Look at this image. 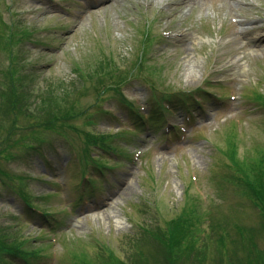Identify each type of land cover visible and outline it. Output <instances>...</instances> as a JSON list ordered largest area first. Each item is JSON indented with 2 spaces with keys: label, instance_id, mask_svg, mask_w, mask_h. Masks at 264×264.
<instances>
[{
  "label": "rangeland",
  "instance_id": "obj_1",
  "mask_svg": "<svg viewBox=\"0 0 264 264\" xmlns=\"http://www.w3.org/2000/svg\"><path fill=\"white\" fill-rule=\"evenodd\" d=\"M141 53L120 96L93 74ZM49 87L71 91V114L44 130ZM196 92L199 110L134 137L136 116ZM0 123V233L14 247L0 264H264L249 188L264 176V0H0ZM116 133L115 152L88 146ZM179 220L190 244L171 259L141 235Z\"/></svg>",
  "mask_w": 264,
  "mask_h": 264
},
{
  "label": "trees",
  "instance_id": "obj_2",
  "mask_svg": "<svg viewBox=\"0 0 264 264\" xmlns=\"http://www.w3.org/2000/svg\"><path fill=\"white\" fill-rule=\"evenodd\" d=\"M142 56H143V53H141L140 56H137L135 61L131 63L128 67L115 64L114 60L108 59L107 57L105 61H102L98 64V67L93 72V74L98 75L100 73L99 75L103 76L99 80L103 81L104 87L107 88L105 91L107 90L114 91V93L117 94L119 93V90H120V87L118 85H120L122 82L123 83L125 82L124 84H129L131 80L130 77H131L133 70L140 67ZM118 59L121 60V62L118 60L120 64H123V62L128 63L127 59L125 58L121 59V57H119ZM89 78L90 80L93 79L90 76ZM113 78L118 79L119 81L118 84H116L117 83V81H115L116 79L113 80ZM97 80L98 79H96L95 81ZM112 81H115V82L112 83ZM54 87H57V86H54ZM73 89L74 87H72V90ZM100 94L101 93L99 92V95ZM70 95H71V91L67 90V88L53 89L49 87L45 96L41 98V101L39 100L40 105L37 108L38 109L37 112L40 114L38 116H43V117H39V118H42V121H38L39 119L36 120V122L38 121L37 126L41 129L49 130L52 128H56L57 124L60 122L64 124V122L67 120L71 112L63 110L62 107H64L65 105H69V102L72 99V97L68 99ZM118 95L120 96V93L117 94V96ZM99 97L101 98L102 96L100 95ZM18 98L19 97L13 98L15 103L18 102ZM176 103H179V102L176 101ZM13 107H14V110H16V107L15 106ZM18 111L19 109H17L16 113L14 112L15 119L18 118L19 116L25 117L22 112L18 113ZM58 113L60 114V117H58ZM154 114L160 117L161 114L159 111V106L155 109ZM140 126H142L141 122H140L139 127ZM14 128H15V123H14ZM2 129H3V125L2 123H0V131ZM116 135H119V134H107V135L99 134L93 137H88L87 143H88V146H91L94 149V151L95 150L99 152L104 151L106 153L110 151L115 152L119 148V146L118 147L114 146V144L117 143L116 139H114ZM119 136H122V135H119ZM23 146H24V143H23ZM28 150H30L31 153H34V154H37L39 152V149L34 146H29ZM3 159H7V158L4 157ZM0 175L7 177V175L1 170H0ZM254 186L255 188H253L252 186L249 187L250 189H252L250 190L251 194L253 195L254 199L256 198L257 201L260 202V206H262V209L264 210V176L263 175H260V174L257 175V180ZM29 213L30 211L28 210V214ZM211 228H212V232L214 235L213 237L217 239L220 245H222L221 243L222 239H226L227 237L230 236V235H225L224 233H222L223 230H225V228L218 227L217 225H214ZM141 235L143 236L144 241H147L146 243L150 245L151 249L155 253L158 254L161 251L163 257L168 258V259H171L172 257L178 254L176 250L182 245L183 242H186V243L189 242L190 244V241L188 240V237L190 236V231L185 226L184 222L180 220L173 223L172 229L168 233L160 231L158 229L154 230V229H151V227H148L142 230ZM6 242H7V237L4 236L2 233H0L1 247L4 248L7 252H10L11 250H13L14 247H10L11 245L7 246ZM259 260H261V257L260 255L256 253V256L253 257L252 259L247 260L245 264H259L260 263Z\"/></svg>",
  "mask_w": 264,
  "mask_h": 264
}]
</instances>
